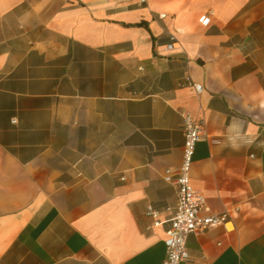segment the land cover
<instances>
[{"label": "crops", "instance_id": "0c3cea01", "mask_svg": "<svg viewBox=\"0 0 264 264\" xmlns=\"http://www.w3.org/2000/svg\"><path fill=\"white\" fill-rule=\"evenodd\" d=\"M184 111L238 210L181 264H264V0H0V264H160Z\"/></svg>", "mask_w": 264, "mask_h": 264}, {"label": "built area", "instance_id": "2783aa9c", "mask_svg": "<svg viewBox=\"0 0 264 264\" xmlns=\"http://www.w3.org/2000/svg\"><path fill=\"white\" fill-rule=\"evenodd\" d=\"M140 3L146 0H138ZM165 15L160 14L163 18ZM202 23L207 24L209 19L205 16L201 17ZM174 36L170 37V42L165 45V49L170 51L173 49ZM195 94L202 92L200 83L188 81ZM183 121V151L180 165L173 174L171 170L165 171L164 179L171 182L177 187V202L173 216L169 221V226L165 231L164 245L165 258L160 264H181L182 261L188 259L189 253L186 247V240L189 234H198L202 231L224 225L234 215L238 208L223 209L220 212H211L205 204L203 194L195 189L190 183L189 172L193 161V155L196 143L203 137L204 119L193 116L189 111L182 113ZM16 122V119H12ZM147 214L154 219L157 212L151 207H147ZM154 224H158L157 220Z\"/></svg>", "mask_w": 264, "mask_h": 264}]
</instances>
